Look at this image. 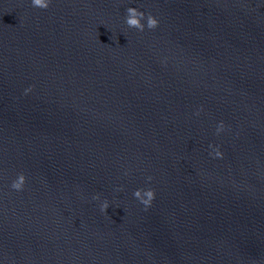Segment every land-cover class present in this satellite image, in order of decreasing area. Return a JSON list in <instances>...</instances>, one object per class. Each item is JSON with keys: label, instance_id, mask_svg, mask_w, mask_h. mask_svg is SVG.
Wrapping results in <instances>:
<instances>
[{"label": "water", "instance_id": "obj_1", "mask_svg": "<svg viewBox=\"0 0 264 264\" xmlns=\"http://www.w3.org/2000/svg\"><path fill=\"white\" fill-rule=\"evenodd\" d=\"M0 264H264V0H0Z\"/></svg>", "mask_w": 264, "mask_h": 264}, {"label": "clouds", "instance_id": "obj_2", "mask_svg": "<svg viewBox=\"0 0 264 264\" xmlns=\"http://www.w3.org/2000/svg\"><path fill=\"white\" fill-rule=\"evenodd\" d=\"M51 0H31L33 7H39L43 9H47L49 7ZM146 17V25L142 21ZM125 23L130 28H135L138 31H143L145 27L148 29H155L159 25V20L156 16H154L152 13H145L144 11L140 10L137 7H128L126 9V16H125ZM33 86H29V88L25 89V93L32 90ZM201 109H198L196 114L199 115ZM225 123L223 121H220L216 127V134L218 135L220 132L225 130ZM210 148H213V151L210 153L213 157L216 158H222L224 153L220 150L219 145H209ZM148 181L152 180V177H147ZM26 182V176L23 172H20L16 179L12 181L11 188L14 190H22ZM123 186L121 185L116 189V191H122ZM134 197L145 207V210H147L148 207L151 206L154 198H155V189L154 188H138L133 193ZM93 200H100V194L96 193L92 197ZM110 206V202L108 199H104L100 203V211L102 213H106L107 209Z\"/></svg>", "mask_w": 264, "mask_h": 264}]
</instances>
